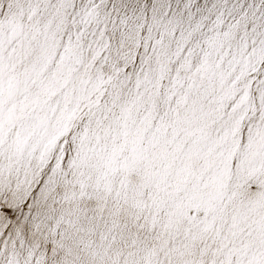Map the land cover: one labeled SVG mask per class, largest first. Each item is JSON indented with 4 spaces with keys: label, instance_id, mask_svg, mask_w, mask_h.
Segmentation results:
<instances>
[{
    "label": "snow or ice",
    "instance_id": "obj_1",
    "mask_svg": "<svg viewBox=\"0 0 264 264\" xmlns=\"http://www.w3.org/2000/svg\"><path fill=\"white\" fill-rule=\"evenodd\" d=\"M0 264H264V0H0Z\"/></svg>",
    "mask_w": 264,
    "mask_h": 264
}]
</instances>
